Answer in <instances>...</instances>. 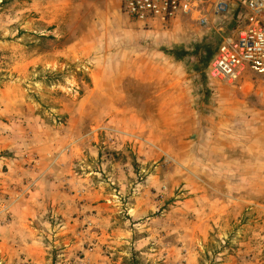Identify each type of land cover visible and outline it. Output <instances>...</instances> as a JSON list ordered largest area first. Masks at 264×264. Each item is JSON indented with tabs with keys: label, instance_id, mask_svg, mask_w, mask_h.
<instances>
[{
	"label": "rangeland",
	"instance_id": "rangeland-1",
	"mask_svg": "<svg viewBox=\"0 0 264 264\" xmlns=\"http://www.w3.org/2000/svg\"><path fill=\"white\" fill-rule=\"evenodd\" d=\"M120 0H0V264H264L259 79Z\"/></svg>",
	"mask_w": 264,
	"mask_h": 264
},
{
	"label": "built area",
	"instance_id": "built-area-1",
	"mask_svg": "<svg viewBox=\"0 0 264 264\" xmlns=\"http://www.w3.org/2000/svg\"><path fill=\"white\" fill-rule=\"evenodd\" d=\"M130 20L149 24L186 18L218 39L208 77L232 84L261 81L264 101V0H120Z\"/></svg>",
	"mask_w": 264,
	"mask_h": 264
},
{
	"label": "crops",
	"instance_id": "crops-1",
	"mask_svg": "<svg viewBox=\"0 0 264 264\" xmlns=\"http://www.w3.org/2000/svg\"><path fill=\"white\" fill-rule=\"evenodd\" d=\"M182 19H185V20H188V21H190L189 19H186V18H182ZM193 23V22H192Z\"/></svg>",
	"mask_w": 264,
	"mask_h": 264
}]
</instances>
